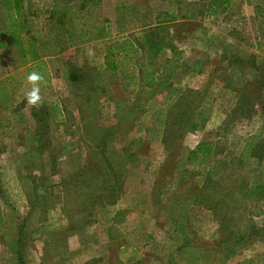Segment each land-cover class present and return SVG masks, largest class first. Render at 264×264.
<instances>
[{
  "label": "rangeland",
  "instance_id": "374dc122",
  "mask_svg": "<svg viewBox=\"0 0 264 264\" xmlns=\"http://www.w3.org/2000/svg\"><path fill=\"white\" fill-rule=\"evenodd\" d=\"M174 1L181 14L170 29L179 31L177 46L205 66L158 91L143 113L133 111L135 96L112 99L118 72L92 63L102 59V49L107 53L103 40L45 55L25 71L16 49L1 47L0 4V89L11 96L10 105H0V205L10 233L0 232V264H20L12 239L22 223L24 264H244L252 258L264 264L263 242L238 245L228 259L219 242L224 185L245 186L257 166L256 158L250 172L238 166L247 143H258L264 166V0H233L225 13L212 0ZM30 2L34 11L52 0ZM111 4L130 8L132 25L169 7L168 0H108L98 9L113 18V32L123 28V13ZM45 18L36 25L47 31ZM33 71L43 77L37 106L25 99ZM202 106L206 128L189 132ZM203 139L215 141L223 158L210 169L214 184L195 174L209 160H187ZM113 173L122 174L119 182ZM241 188L235 202L228 199L238 207L230 229L247 233L264 226V213L248 214Z\"/></svg>",
  "mask_w": 264,
  "mask_h": 264
},
{
  "label": "trees",
  "instance_id": "16d2710c",
  "mask_svg": "<svg viewBox=\"0 0 264 264\" xmlns=\"http://www.w3.org/2000/svg\"><path fill=\"white\" fill-rule=\"evenodd\" d=\"M232 1L212 0L210 3L214 5L216 10L225 13L231 6ZM29 2L30 0H0L5 12L2 22L5 39L1 42V47L5 48L9 45L16 49L20 66L25 67V71H29L31 66L45 55L59 54L70 47L92 40H103L107 50L105 65L110 70L118 72L123 92L130 97L135 96L138 100L133 107L134 112L138 110L142 113L146 112L147 103L158 91L173 87L176 83L182 82L188 75L201 74L202 68L205 66V61L190 60L186 57L184 51L177 46L176 41L179 38V31L170 29L181 23V14L176 11L174 0H168V11H158L150 21L136 25L129 24L131 20L127 18L130 9L128 6L114 7L111 4L112 8L123 13L120 19L123 28L115 30V32H113L114 30L111 31L110 26L114 22L113 18L98 9L106 4L108 6V0H76L73 3L67 0H52L46 9L35 6L34 11L32 2H30L31 5H28ZM43 14L46 15L47 31L40 30L36 25V21L43 18ZM164 50H169L172 56L170 58L161 56ZM178 100L179 104L182 97ZM10 102L11 96L6 87L2 86L0 89V105L8 106ZM208 120L209 113L202 106L197 110L188 131L196 133L205 130ZM168 138L169 136H166V141ZM216 145L215 141L203 139L194 149L190 150L187 156L189 163L199 162L204 164L209 160L201 170L195 171L196 175L206 176L205 178L208 179L207 185L216 183L211 178L210 169L215 167L217 160L219 162L223 161ZM257 146L258 143L251 141L244 146L238 155V166L245 165L244 169L249 172L252 169L249 168L248 164H251L252 158H254V161L257 159L256 169L254 173L249 174L245 186H236L234 183L237 180H233V183L229 185H224V224L221 225L224 234L222 235V241L219 242L220 251L225 252L224 258L226 259L235 253L238 245L245 247L256 241L264 243V226L259 229L255 228L256 226L251 227L250 224L249 227L251 228H248L247 233L230 229L234 227L232 224L233 216L231 215L236 213L238 207L228 203V199L233 202L236 201H234V197L237 195V189L242 187L240 190L242 198L249 201L248 214L254 216L255 214L264 213L263 155L262 151L258 152L260 146ZM230 148L229 146L228 150ZM228 158V154L224 156V160ZM243 159H246L245 163ZM109 166L113 170L118 168L113 163H110ZM124 171L122 169L123 174ZM113 176L118 182L122 178V174L117 176L113 173ZM224 177H226L225 172ZM252 178H254L253 181ZM221 193L222 190L219 194ZM207 199H210L208 195ZM35 205L34 201L33 206ZM118 212H116L117 215H119ZM226 217H229V219H225ZM0 232L10 236L8 225L2 217L1 205ZM24 232L25 223H22L17 238L12 239V243H15L18 249L20 264H24L25 255L23 249H21L25 246ZM146 236L148 240L154 239L152 234L146 233ZM157 245L160 246L158 243ZM256 261L257 258H252L245 261L244 264H255Z\"/></svg>",
  "mask_w": 264,
  "mask_h": 264
},
{
  "label": "clouds",
  "instance_id": "9594fccd",
  "mask_svg": "<svg viewBox=\"0 0 264 264\" xmlns=\"http://www.w3.org/2000/svg\"><path fill=\"white\" fill-rule=\"evenodd\" d=\"M43 79L42 75L38 72H30L27 76V80L33 87L25 93V99L28 103L32 104L33 106L39 105L42 100L40 96V88L38 82Z\"/></svg>",
  "mask_w": 264,
  "mask_h": 264
},
{
  "label": "crops",
  "instance_id": "0c3cea01",
  "mask_svg": "<svg viewBox=\"0 0 264 264\" xmlns=\"http://www.w3.org/2000/svg\"><path fill=\"white\" fill-rule=\"evenodd\" d=\"M124 3H127V1L126 2H124ZM93 45H95V44H93ZM100 57L102 56V59H100V60H98V61H96V62H93L92 61V63H94V65H96V67H98L99 69H105L106 68V65H105V61H104V56L106 55V53H104V50L102 49L101 51H100ZM90 54H93V53H90ZM191 75H196V74H191ZM191 75H188V76H186L185 77V79L187 78V77H189V76H191ZM184 79V80H185ZM183 80V81H184ZM110 93H111V97H112V99L114 100V101H121L122 99H124V97H125V93L123 92V90H122V88H121V86H120V80L119 81H117V83L116 84H114V85H112L111 86V88H110ZM198 144V143H197ZM196 146H194V148H195ZM127 245V244H126Z\"/></svg>",
  "mask_w": 264,
  "mask_h": 264
}]
</instances>
